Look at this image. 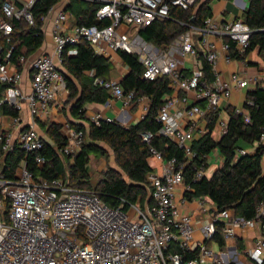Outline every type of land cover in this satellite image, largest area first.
Here are the masks:
<instances>
[{
	"label": "built area",
	"instance_id": "built-area-1",
	"mask_svg": "<svg viewBox=\"0 0 264 264\" xmlns=\"http://www.w3.org/2000/svg\"><path fill=\"white\" fill-rule=\"evenodd\" d=\"M95 1L100 2L98 18H110V24L72 26L69 11L58 10L56 5L50 8L45 21L52 22L51 52L34 58L21 55L13 61L11 51L4 52L0 44V85L4 86L0 108L10 105L18 111L4 113L11 116L13 127L5 130L0 126V143L4 153L16 146L25 151L15 177L6 176L0 168V209L5 213V220L0 215V264H245L246 259L264 264V201L255 216L247 218L232 208L220 210L208 196H198L197 210L203 217L196 218L183 207L191 200L187 196L193 188L191 183L186 181L183 168L178 167L177 157L165 159L163 152L151 144L155 137L152 131L144 132L143 139L151 144L150 151L163 166L160 172L149 176L150 198L145 206L125 199L116 207L110 206L97 191L72 186L63 178L36 175L28 165L29 154L34 155L38 166L47 163L38 115L52 105L63 107L68 100L70 88L60 65L65 53L76 54L82 41L104 55L120 50L137 54L146 79L155 80L162 75L171 78L176 92L167 94L158 110L159 134L175 142L188 161L197 155L194 140L207 132L200 119L217 113L219 133H226L228 118L222 102L231 96L234 86L245 87L249 83L239 73L226 79L217 69L222 54L228 62L234 58L228 39L241 52L250 45L254 30L242 18L220 21L214 14L209 15L204 25L190 24L168 46L159 47L145 39L140 29L158 17H169L171 3L188 9L198 0ZM35 2L3 0L5 17L0 18V30L10 35L13 26L9 18L13 17L34 24L31 8ZM216 36L221 37V46ZM188 55L193 56L196 65L191 73L187 72ZM204 58L212 64L213 82L204 77ZM27 69L31 71L29 92L23 84ZM89 74L94 76L96 85L111 90V96L103 103L106 107L119 100L125 107L139 104L142 118L147 115L150 97L137 96L134 89L126 91L118 80L98 76L94 70ZM182 90H194L198 99L207 100L206 106L191 102L187 94H180ZM237 111L245 109L237 107ZM103 119L114 120L102 112L91 116L97 124ZM61 131L67 143L58 148L59 153L72 155L82 149L84 130L66 120ZM247 152L245 147L238 149L239 155ZM207 159L205 155V161L195 166L194 180L206 175ZM220 224L225 244L216 249L220 244L216 238ZM247 230L255 231L254 237L239 245L237 238ZM172 243L183 251H168ZM187 252L195 254L188 256Z\"/></svg>",
	"mask_w": 264,
	"mask_h": 264
},
{
	"label": "trees",
	"instance_id": "trees-1",
	"mask_svg": "<svg viewBox=\"0 0 264 264\" xmlns=\"http://www.w3.org/2000/svg\"><path fill=\"white\" fill-rule=\"evenodd\" d=\"M61 0H36L31 8L35 23L30 24L25 18H9L13 26L10 35L0 30V44L4 52L11 51L10 59L17 61L24 55L34 54L45 42V17L52 6ZM214 0H198L195 5L185 9L182 6L170 4L169 17H158L146 27L140 29V34L159 47L168 46L180 33L189 29L190 24L204 25L206 18L213 14ZM100 2L95 0H69L66 10L72 17V26L98 24L108 25L110 18L99 19L97 12ZM5 17L3 0H0V18ZM194 19V20H193ZM242 19L254 30L249 47L241 52L236 43H231V54L234 58H244L251 50L259 49L264 56V0H249L243 11ZM119 55L130 68L120 83L126 91L134 89L137 96L150 97L151 103L147 115L135 124L124 125L117 120L103 119L100 124L89 121L88 126L83 122L71 120L73 127L86 132L85 141L80 151L72 155L59 153L58 148L67 143V137L61 131L62 124L43 123L48 125L46 130L56 145L45 144L44 153L47 163L38 166L33 154H29L28 165L36 175L47 178H63L72 186L97 191L102 199L110 206L116 207L125 199L129 202H144L148 198V180L154 167L150 163L153 153L151 144L163 152L165 159L177 157L178 167H182L186 181L191 183L192 191L187 193L190 199L198 196H208L221 209L232 208L243 217H253L258 205L264 201V84L257 83L256 87L247 93L243 108L238 112L237 106L227 105L225 110L229 115L227 132L216 137L214 128L218 119L217 113L209 115V131L194 142L197 155L191 160L175 142L159 134L161 124L157 113L164 103V97L173 93L171 78L159 76L155 80L144 77V66L138 55L120 50ZM204 77L213 82L215 79L212 64L204 58ZM63 66V67H62ZM60 67L70 88L69 100L73 102L71 113L74 117L87 119L89 102L105 103L111 96V90L94 83L96 75L109 78L112 61L104 54L97 53L87 41L77 46L76 54L64 55ZM4 86L0 85V96ZM0 112L17 114L18 111L10 105H4ZM152 131L155 134L151 144L143 139V133ZM255 150L238 154V149L246 145H255ZM109 149L114 152L116 167H108L96 183L92 181L90 163L92 153L97 156H108ZM218 149L222 155L221 165L211 175H205L200 180H194L195 166L205 161V155ZM25 159V151L16 146L11 152L4 153L0 143V168L8 177H15L18 166ZM220 229L216 235L221 247L225 244ZM168 251H183L176 243H172ZM193 256L195 252H187Z\"/></svg>",
	"mask_w": 264,
	"mask_h": 264
},
{
	"label": "crops",
	"instance_id": "crops-1",
	"mask_svg": "<svg viewBox=\"0 0 264 264\" xmlns=\"http://www.w3.org/2000/svg\"><path fill=\"white\" fill-rule=\"evenodd\" d=\"M19 2H23L25 0H18ZM69 0H61L59 3L56 4V9H66V5ZM249 0H214L213 1V14L220 19V21H235L237 19L242 18L243 11L248 5ZM70 23L72 25V17L70 19ZM52 22L50 20H46L44 24V30L46 34L45 42L44 44L29 58L37 57L43 53L51 52L53 50V36H52ZM217 38V44L218 46H221L222 41L221 37L216 36ZM112 61V69L109 74V78H113L118 80L119 82L121 79L126 76L130 68L127 64L124 63L123 59L119 55V52H111L108 55ZM190 62V66L189 63ZM62 66V65H60ZM187 72L191 73L192 70L196 67V65L193 62V56L188 55L187 57ZM63 67V66H62ZM217 69L221 72V74L226 78L230 79L232 75L235 73H239L242 77L247 78L249 80V83L245 87H237L234 86L232 88V94L229 98L224 99L222 102V107L225 110V107L229 104L237 106V107H243L244 102L247 98V93L250 89H253L256 87V84L262 83L264 84V56L262 53H260L259 49H254L249 51L245 54L244 58H233L231 61H226L224 58V55L222 54L221 58L219 59L217 63ZM30 73L31 71L29 69L24 70V87L27 92L31 91V85H30ZM172 86V85H171ZM173 87V86H172ZM173 92H176V90L173 87ZM181 95L187 94L190 98L191 102H197L203 107L206 106L207 100L202 98L198 99L196 97V93L194 90L192 91H180ZM166 96V95H165ZM70 97V95H69ZM73 102L69 100L65 101V104L63 107L52 105L47 112H42L40 115H38V128L45 140L51 145H56L52 138L47 135V128L48 125H44L43 123H57L62 124L64 121L74 120L76 122H83L88 126L89 121H91V116L96 112H102L106 117H111L114 120L119 121L120 123L124 125L129 124H135L140 119H142L141 116V108L139 104H133L132 106L125 107L123 103L119 100H115L114 104L110 107H106L103 103L100 102H89L86 104L87 107V119H80L76 118L71 113V106ZM227 113V111H226ZM226 118H228L229 121V115L227 113ZM200 124L203 126V128L207 129V132L209 131V117L206 119H200ZM0 126H2L5 130L12 129L13 123L10 115L4 114L0 112ZM206 133V132H205ZM205 133H203L201 136H203ZM214 136L218 137L221 134L219 133L217 121L215 124ZM200 136V137H201ZM200 137H197L195 140L199 139ZM194 140V142H195ZM257 146V143L255 145H251L250 148L246 147V149L249 152H252L255 147ZM220 153L218 149H215ZM210 154V153H209ZM209 154L207 156L209 157ZM223 159V158H222ZM208 160V159H207ZM150 163L154 167V172H160L163 166V162L160 161L158 158H156L154 155L150 157ZM209 162L206 165V174L207 168H208ZM92 164L90 163V174L92 175ZM147 188L149 191V187L147 184ZM148 198L142 202L141 200H138L142 203V205H146L150 198V192L148 193ZM179 197H181V194H179ZM196 197H194L191 200H188L186 203L183 204V207L185 209H188L191 211V213H194V207L193 205L189 204V201L195 200ZM195 214L197 215L196 218L203 217L198 210H195ZM194 215V214H193ZM255 235V231L247 230L243 232V237L237 238V243L239 245H243L245 242H251V238H253ZM245 259V258H244ZM245 264H253L251 260L245 261Z\"/></svg>",
	"mask_w": 264,
	"mask_h": 264
},
{
	"label": "rangeland",
	"instance_id": "rangeland-1",
	"mask_svg": "<svg viewBox=\"0 0 264 264\" xmlns=\"http://www.w3.org/2000/svg\"><path fill=\"white\" fill-rule=\"evenodd\" d=\"M189 66L191 65L190 62L188 63ZM251 145H246V147L250 148ZM255 148L251 151H254ZM223 159H222V155L216 151L215 149L212 150L209 154L208 157V168H207V173L209 175L213 174V172L221 165ZM91 164H92V181L94 183L97 182V180L99 178H101L103 176V171L106 170L108 167H116L118 168V165L116 163L115 160V155L114 152L109 149V155L108 156H97V154L92 153V157H91ZM189 204L193 205L194 207V216L197 217V215L195 214V210L198 208L199 203L197 202V200H193V201H189ZM0 215L2 217L3 220H5V213L3 212L2 209H0ZM216 249H219L216 246ZM226 251V249H225Z\"/></svg>",
	"mask_w": 264,
	"mask_h": 264
},
{
	"label": "water",
	"instance_id": "water-1",
	"mask_svg": "<svg viewBox=\"0 0 264 264\" xmlns=\"http://www.w3.org/2000/svg\"><path fill=\"white\" fill-rule=\"evenodd\" d=\"M194 20V19H193Z\"/></svg>",
	"mask_w": 264,
	"mask_h": 264
}]
</instances>
